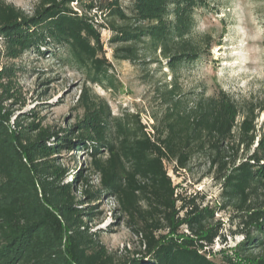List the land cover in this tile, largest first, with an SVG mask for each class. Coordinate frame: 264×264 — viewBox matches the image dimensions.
<instances>
[{
    "label": "trees",
    "instance_id": "trees-1",
    "mask_svg": "<svg viewBox=\"0 0 264 264\" xmlns=\"http://www.w3.org/2000/svg\"><path fill=\"white\" fill-rule=\"evenodd\" d=\"M73 2L79 0H38L28 14L0 0L6 54L63 49L64 62L87 82L113 87L112 64L88 15L94 5H80L78 12ZM206 5L207 0H128L123 8L119 0H106L97 9L122 22L109 26V42L121 45L114 58L136 59L135 45L143 43L177 71L202 55L189 37L195 11ZM10 71L2 69L0 77ZM175 94L173 86L163 95L171 104L151 131L136 115L112 116L88 87L77 100L82 116L70 127L16 120L11 128L9 114L0 111V264H116L87 225L103 194L114 198L143 246L123 264H264V135L257 137V114L250 108L237 121V104L221 92L201 96L192 106L181 98L185 94ZM64 150H85L98 188H76L77 181L88 180L79 170H73V181L63 182L65 170L56 157ZM240 150L251 153L239 157ZM200 154H207L216 171L223 198L234 203L242 233L235 253L221 262L206 255V247L222 237L220 224L208 223L214 209L202 206L199 192L179 193L166 165L179 174ZM181 226L187 232H179Z\"/></svg>",
    "mask_w": 264,
    "mask_h": 264
},
{
    "label": "rangeland",
    "instance_id": "rangeland-1",
    "mask_svg": "<svg viewBox=\"0 0 264 264\" xmlns=\"http://www.w3.org/2000/svg\"><path fill=\"white\" fill-rule=\"evenodd\" d=\"M3 1L28 14L38 2ZM104 1L79 0L71 3V7L80 12V5H94L88 15L100 30L105 55L112 64L113 87L105 89L87 82L81 71L64 62L63 49L41 47L42 53L24 52L8 57L0 37V71L11 68L8 76L0 77V111L9 114L11 128L16 120L24 124L34 121L40 128L54 130L70 127L82 116L77 100L82 88L88 87L107 103L112 116L136 115L146 130L151 131L152 124L163 117L171 104L163 95L175 86V95L185 94L181 98L186 99L188 106L201 96L226 94L239 108L237 121L253 108L257 114V137L264 135V0H207L206 7L195 11L189 37L202 55L177 71L167 67L159 50L153 51L143 43L135 45L136 59L114 58L115 48L121 45L109 42L112 36L109 26L122 22L99 12L97 7ZM119 3L126 8L128 0ZM250 153L240 150L238 156ZM56 159L65 170L63 182L73 181V170H79L88 180L77 181L76 188L99 187L98 177L89 170L85 150H64ZM166 165L179 193L189 196L199 192L204 195L202 206L214 209L208 223L220 224L222 237L206 247L207 257L221 262L224 255H233L242 240V233H237V211L234 203L221 195L223 187L216 179L214 168H209L207 154L192 157L179 174L172 171V164ZM75 195L81 198L79 192ZM93 204L96 213L88 216L89 232L106 247L114 262L123 264L139 256L143 246L132 231V222L120 211L114 198L103 194ZM179 232H187L186 227L181 226ZM251 249L254 253L258 250Z\"/></svg>",
    "mask_w": 264,
    "mask_h": 264
}]
</instances>
